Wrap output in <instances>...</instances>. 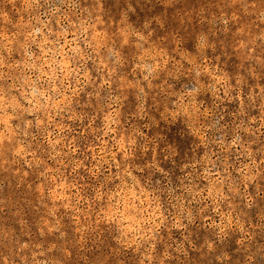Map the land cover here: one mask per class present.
Here are the masks:
<instances>
[{"label": "rangeland", "instance_id": "rangeland-1", "mask_svg": "<svg viewBox=\"0 0 264 264\" xmlns=\"http://www.w3.org/2000/svg\"><path fill=\"white\" fill-rule=\"evenodd\" d=\"M0 264H264V0H0Z\"/></svg>", "mask_w": 264, "mask_h": 264}]
</instances>
